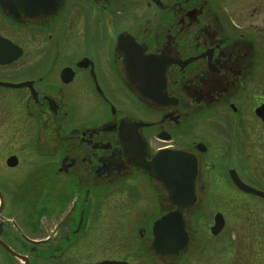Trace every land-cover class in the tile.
<instances>
[{
	"label": "flooded vegetation",
	"instance_id": "1",
	"mask_svg": "<svg viewBox=\"0 0 264 264\" xmlns=\"http://www.w3.org/2000/svg\"><path fill=\"white\" fill-rule=\"evenodd\" d=\"M1 38L15 49L0 44V58L21 56L0 65V241L27 260L0 243V264L180 263L190 249L155 257L147 215L121 246L87 244L114 193L150 183L122 169L128 156H197L193 227L218 215L226 227L223 205L264 204L237 183L264 194V0H0ZM131 78L165 98L145 100ZM32 158L40 164L25 170ZM55 185L63 197L48 198Z\"/></svg>",
	"mask_w": 264,
	"mask_h": 264
},
{
	"label": "rangeland",
	"instance_id": "2",
	"mask_svg": "<svg viewBox=\"0 0 264 264\" xmlns=\"http://www.w3.org/2000/svg\"><path fill=\"white\" fill-rule=\"evenodd\" d=\"M84 50L82 46H78L73 49L70 48L67 52L69 57L74 58L76 53H81ZM66 59L63 58L62 61L66 62ZM101 108H103L102 104ZM23 157L28 158L25 155ZM24 164L25 170H32L40 163L36 162L35 158H32L24 161ZM56 188V185L52 191L49 188V193L47 192L48 198L50 196L63 197L61 193L56 192ZM157 192L152 185L150 186L148 181L141 177L119 189L112 195V206L102 205L100 226L95 237L94 234L91 236L93 241L87 244H92L97 249H105L115 245L121 246L126 238L124 230L135 229L140 219L142 220L145 215L150 219L148 226L153 225L157 216H159L158 212L160 210V208L158 209L159 204L152 198L154 194H158ZM64 195H67L66 190ZM143 196H150L151 200L146 203V199L144 200ZM132 198H139L136 201H140V204H136L134 207L136 209L133 212L134 214H130L129 211L131 208L129 202ZM219 205L223 204H212L210 209H218ZM243 205L246 207L231 211L229 210L231 205H223V209L228 211L227 223L224 231L218 237L212 236L210 231L211 226L214 225V220L211 221L210 218L203 217L201 219L197 218L194 225V229L197 230L194 245L190 248L187 255L182 257V261L177 264H264V204L255 203V205H252L246 203ZM255 206H257V209H255ZM25 207L32 209L30 204H23V211H25ZM39 237H43V235H39ZM50 254L41 250L38 259H49L50 257L48 256ZM0 259H4L1 252ZM84 261H80L79 264H95L94 261L89 259H84Z\"/></svg>",
	"mask_w": 264,
	"mask_h": 264
},
{
	"label": "water",
	"instance_id": "3",
	"mask_svg": "<svg viewBox=\"0 0 264 264\" xmlns=\"http://www.w3.org/2000/svg\"><path fill=\"white\" fill-rule=\"evenodd\" d=\"M12 11L14 12L13 7ZM27 13L31 14L30 11ZM5 43L8 45L4 46V50L12 52L15 49L9 42L5 41ZM20 56L21 54H18L15 58ZM7 57L0 58V65L12 62L13 59L9 60ZM161 61L164 62L162 59ZM130 82L137 87L136 91L145 100L153 98L155 94L165 98L164 87L159 91L160 93H156V91L147 89L143 85L140 86L134 78H131ZM129 168L142 170L147 175L150 186L152 185L154 190L158 191L160 197L164 196V193L166 194V197H163V205L166 209H160L159 216L152 225L150 245L152 252L159 261H176L186 250L190 249L193 244L192 238L195 237V232L192 231L194 229L192 222L201 209V165L199 159L187 152L164 150L159 151L151 160L144 154L128 156V161L122 169L127 171ZM237 183L246 191L264 197V194L243 186L239 181ZM224 228L225 220L221 215H218L215 218L211 233L213 236H219ZM0 243L13 257L23 261L27 260L1 241ZM102 264L122 263L104 262Z\"/></svg>",
	"mask_w": 264,
	"mask_h": 264
}]
</instances>
